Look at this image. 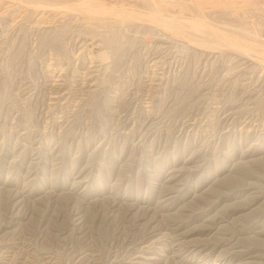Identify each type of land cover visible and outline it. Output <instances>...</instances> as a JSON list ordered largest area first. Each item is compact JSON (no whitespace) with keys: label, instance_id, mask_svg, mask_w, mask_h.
Here are the masks:
<instances>
[{"label":"rangeland","instance_id":"1","mask_svg":"<svg viewBox=\"0 0 264 264\" xmlns=\"http://www.w3.org/2000/svg\"><path fill=\"white\" fill-rule=\"evenodd\" d=\"M98 1L145 10L138 21L0 7V264H215L219 252L162 250L178 248L174 223L193 243L264 186V65L171 40L144 17L155 12L145 0ZM148 1L164 16H191L178 0ZM191 1L205 14L238 16L215 23L264 30V0H242L244 9L239 0ZM89 72L97 93L87 92ZM167 186L179 191L161 212ZM186 204L211 209L182 217ZM237 228L217 235L237 239Z\"/></svg>","mask_w":264,"mask_h":264},{"label":"bare ground","instance_id":"2","mask_svg":"<svg viewBox=\"0 0 264 264\" xmlns=\"http://www.w3.org/2000/svg\"><path fill=\"white\" fill-rule=\"evenodd\" d=\"M67 1H72V0H67ZM155 1V0H154ZM197 1V0H196ZM199 1V0H198ZM242 2V0H239ZM261 1V0H260ZM61 2V3H60ZM166 2V1H165ZM178 2L182 5V8L186 9L187 11L191 12V16L189 18H185L186 20H181L177 18L176 16H164L161 11H158L155 9L148 0H145V6L142 5L141 7L149 8L152 12L149 17L147 16L148 14L144 15L146 16L147 19L149 20L148 22L153 23L154 27L161 29V31L166 32L165 34L169 36L172 39H177L180 41H183L188 43L191 46H194L196 48H199L207 52H215L219 49H228L231 50L232 52H238L239 54L246 56L247 58L251 59L253 62H255V67L256 68H262L261 66L264 65V30H262L260 27L257 25H251V26H240V27H233L234 25H228L225 23H215L213 21H217L216 18H224V19H232L235 18L237 19L238 16H233L231 15L230 17L227 16L225 17L224 14H205L202 9H200L198 6L192 3L191 0H178ZM204 2V0H203ZM219 2V1H218ZM8 3L7 5L8 9H13L16 11H20V9L24 8L25 14L27 12L30 14V12H38L39 10H42V13H40L42 17V14H47V11L50 12H58L60 15L59 18H64L65 16H70L72 14H78L81 15L82 13H88L90 15H95L97 12H102L101 15L104 14L105 19H109L110 16L118 15L123 16L125 15L128 17V15L131 16L133 15L132 19L137 20L138 16L142 14V10L144 8L136 7L133 8L129 6L127 8L128 10L125 12L124 10L119 11L118 8L114 7L111 5V3H104L103 5L100 4L98 0H76L75 3L73 4H62V0H0V7L4 4ZM144 3V2H143ZM230 3V2H229ZM232 3V2H231ZM238 3V2H236ZM243 4L239 5L238 7L242 8L243 6L247 5L246 3L242 2ZM249 4V3H248ZM259 4H261L259 2ZM137 5V3H136ZM157 5V4H156ZM203 5V4H202ZM209 6V5H208ZM207 6V7H208ZM220 6V5H219ZM237 6V5H236ZM262 6V5H260ZM212 7V6H211ZM225 7V6H224ZM237 7V8H238ZM249 8V7H248ZM257 8V7H256ZM7 9V10H8ZM167 9V8H166ZM165 9V10H166ZM207 9V8H206ZM244 9V8H242ZM247 9V7H246ZM255 9V8H254ZM258 9V8H257ZM256 9V10H257ZM145 10V9H144ZM148 10V9H147ZM170 10V9H169ZM173 10V9H172ZM219 10V9H218ZM228 10V9H227ZM261 10V9H260ZM12 11V10H11ZM168 11V10H167ZM171 11V10H170ZM177 11V10H176ZM6 12V11H5ZM17 12V13H18ZM40 12V11H39ZM169 12V11H168ZM207 12H213V10H208ZM262 12V11H261ZM7 13V12H6ZM23 13V12H22ZM170 13V12H169ZM168 13V14H169ZM177 12H175L176 14ZM237 13V12H236ZM258 13V12H256ZM260 13V11H259ZM24 14V15H25ZM37 14V13H36ZM49 14V13H48ZM53 14V13H50ZM264 14V13H263ZM262 14V15H263ZM6 16V14L3 12L0 13V18L3 16ZM33 15V14H32ZM87 15V14H86ZM230 15V14H229ZM261 15V17H262ZM24 18L23 15H20ZM245 16V15H244ZM45 17V16H44ZM80 17V16H78ZM83 17V16H82ZM97 17V16H96ZM103 17V16H102ZM145 17V18H146ZM229 17V18H228ZM246 17V16H245ZM264 17V16H263ZM86 18V17H84ZM208 18L213 19L210 21ZM244 18V17H243ZM248 18V16L246 17ZM22 19V18H21ZM75 19V17H74ZM77 19V18H76ZM245 19V18H244ZM243 19V20H244ZM250 19V18H249ZM262 19V18H260ZM42 20V18H41ZM47 20V19H46ZM58 21V20H57ZM139 21V19H138ZM136 21V22H138ZM252 21V19L250 20ZM249 21V22H250ZM29 22V21H28ZM43 22V20H42ZM90 22V21H89ZM104 22V21H103ZM225 22V21H224ZM264 22V20H263ZM13 23V22H12ZM18 23V22H17ZM38 23V22H37ZM54 23V22H53ZM106 23V22H105ZM254 23V22H253ZM10 24V22H9ZM15 24V23H14ZM34 24V23H32ZM52 24V23H51ZM242 24V23H240ZM11 25V24H10ZM58 25V24H57ZM60 25V23H59ZM12 26V25H11ZM29 26V25H28ZM38 26V25H37ZM152 26V25H151ZM40 27V26H39ZM47 27V26H46ZM9 28V26H8ZM15 28V27H14ZM61 29V28H60ZM41 31V30H40ZM160 31V30H159ZM52 33V32H51ZM54 34V32L52 33ZM48 36H50L48 34ZM47 36V37H48ZM54 39L59 38L58 33L53 35ZM46 37V38H47ZM169 38V39H170ZM168 39V38H167ZM85 42V41H84ZM170 42H174L170 41ZM77 43V42H76ZM179 43V41H178ZM54 45V44H53ZM86 45V44H84ZM173 45V44H172ZM179 46H184L180 45ZM176 47V46H175ZM181 47V48H182ZM185 47V46H184ZM79 48V47H78ZM174 48V46H173ZM177 48V47H176ZM175 48V49H176ZM191 48V47H190ZM163 49V48H162ZM166 49V48H164ZM82 50V49H81ZM86 50V49H85ZM203 52V51H202ZM226 52V51H225ZM73 53V52H72ZM237 54V53H236ZM74 55V54H73ZM202 55V54H201ZM77 56V55H76ZM79 56V55H78ZM207 56V55H206ZM210 56V55H209ZM54 58V57H53ZM93 59V58H91ZM63 60V59H62ZM81 60V59H80ZM158 60V59H156ZM61 61V60H60ZM59 61V63H60ZM68 61V60H67ZM88 61V60H87ZM105 61V60H104ZM103 61V62H104ZM159 61V60H158ZM79 62V61H78ZM92 62V61H91ZM155 62V61H154ZM57 63V62H56ZM67 63V62H66ZM100 63V62H99ZM102 63V62H101ZM152 63V62H151ZM92 64V63H91ZM244 64V63H243ZM56 65V64H55ZM58 65V64H57ZM249 65V64H248ZM95 66V65H94ZM92 66V67H94ZM99 67V66H98ZM107 67V66H106ZM264 68V67H263ZM93 69V68H92ZM96 69V68H95ZM94 69V70H95ZM99 69V68H98ZM85 70V69H84ZM106 70V69H105ZM98 71V70H97ZM64 72V71H63ZM93 72V70H92ZM102 72V71H101ZM244 72V71H243ZM90 73V72H89ZM87 74L86 78L84 80H95V76L90 73ZM95 73V72H94ZM261 74V73H260ZM97 75V74H96ZM108 75V74H107ZM163 75V74H162ZM61 76V75H60ZM73 76V75H72ZM77 77V76H76ZM147 77V76H146ZM56 78V77H55ZM105 78V77H104ZM155 78V77H154ZM59 79V78H58ZM71 79V78H70ZM96 81V80H95ZM93 82L88 88L87 92L89 93H97V89H92L91 87L96 85L98 82ZM99 81V80H98ZM58 82V81H57ZM67 82V81H66ZM89 82V81H88ZM87 82V83H88ZM150 82V81H149ZM248 82V81H247ZM86 83L83 82V84ZM150 84V83H149ZM57 85V84H55ZM87 85V84H85ZM148 85V84H147ZM160 85V84H159ZM242 85V84H241ZM58 86V85H57ZM61 87V86H60ZM68 87V86H67ZM84 87V86H83ZM98 87V85H97ZM96 87V88H97ZM150 88V87H149ZM57 89V88H56ZM81 89V87H80ZM154 89V88H153ZM255 89V88H254ZM62 90V89H61ZM67 90V89H66ZM149 90V89H148ZM256 90V89H255ZM69 91V90H68ZM106 91V90H105ZM262 91V90H261ZM63 92V91H62ZM73 92V91H72ZM101 92V91H100ZM58 94V93H57ZM70 94V93H69ZM104 94V93H103ZM244 94V93H243ZM251 94V93H250ZM75 95V94H74ZM93 95V94H92ZM52 96V95H51ZM85 97V96H84ZM66 99V98H65ZM79 99V98H78ZM84 99V98H83ZM254 99V98H253ZM56 100V99H55ZM72 100V99H71ZM84 101V100H83ZM97 101V99H96ZM260 101V100H259ZM53 102V101H52ZM94 104V103H93ZM61 106V105H60ZM244 106V105H242ZM70 108V107H69ZM252 108V107H251ZM255 108V107H254ZM259 109V108H258ZM234 110V109H233ZM48 111V110H47ZM63 111V110H62ZM78 111V110H77ZM244 111V110H243ZM250 111V110H249ZM74 112V111H73ZM226 112V111H225ZM233 113V112H232ZM76 114V113H75ZM53 116V115H52ZM227 117V116H226ZM249 119V118H248ZM257 120V119H256ZM65 129V128H64ZM224 130V129H223ZM249 150V149H248ZM247 150V151H248ZM249 153V152H248ZM251 153V152H250ZM264 154V153H263ZM262 158V157H261ZM256 160V159H255ZM240 163V162H239ZM242 163V162H241ZM251 163V162H250ZM245 164V162H244ZM247 164V163H246ZM241 165V164H240ZM172 173V172H171ZM233 173V172H232ZM178 174V173H177ZM262 175V174H261ZM225 178V177H224ZM77 180V179H76ZM245 183V182H244ZM249 183V182H248ZM260 183V182H259ZM79 185V184H78ZM246 185V184H245ZM244 186V185H243ZM252 186V185H251ZM262 186V187H261ZM182 187V186H181ZM247 187V186H246ZM240 189V188H239ZM249 189V188H248ZM252 189L253 192L248 195L246 200L243 202H239L240 204L236 206V209H244L242 212L246 211L245 213H242L241 210L236 211L235 209L231 211L232 217L237 213L241 212V214L237 217H233L231 220L224 221L220 220L219 226L216 228H210L209 225L205 226V230H207L205 233L206 234L205 238L201 237L202 239H198L196 241L189 242L192 240L187 241V237L189 232H183V233H178V228L179 225L177 223H174L172 225L171 230V235L173 236L175 234V237H172L171 242L176 243L177 242V247H174V245L170 246V244H166V248L162 250L163 252H166L167 255L172 254L173 257H178L182 246H184V243L187 244L188 246H191L192 249L194 248L195 251L200 258H207L209 253H216L217 254L216 259H215V264H224L225 261L229 260L228 264H264V186L261 185H253L250 190ZM256 189V190H254ZM166 193L164 195L160 196V205H162L161 212L162 210L166 209L167 206L165 205L166 202L171 201L173 197H175L174 194H176L177 191H179V187L177 186H167L166 187ZM212 191V190H211ZM17 192V191H16ZM15 192V193H16ZM13 193V190H12ZM245 193V192H244ZM180 194V193H179ZM222 194L216 195L217 197H220ZM227 195V194H225ZM8 196V195H7ZM228 196V195H227ZM226 196V197H227ZM22 197V196H21ZM216 197V198H217ZM210 198V197H209ZM85 199V198H84ZM10 200V199H9ZM15 202V201H14ZM212 203V202H211ZM209 203V205L211 204ZM242 205V206H241ZM202 206V205H201ZM211 206V205H210ZM227 206V205H226ZM225 206V207H226ZM241 206V207H240ZM149 207V206H148ZM191 205L186 204V206L180 207L178 209L182 214H184L185 217H190L194 218L195 215L199 216L200 214H206L208 211H210L211 207H208L207 209L203 211H198L195 212L193 210H190ZM231 207V206H230ZM143 208V207H142ZM190 208V209H189ZM194 208V207H193ZM197 208V207H196ZM195 208V209H196ZM229 208V207H228ZM235 208V207H234ZM151 209V208H149ZM168 209V208H167ZM224 209V208H223ZM83 210V209H82ZM19 211V210H18ZM226 211V210H225ZM179 212V213H180ZM222 212V211H221ZM84 213V212H83ZM170 213V211H169ZM178 213V212H177ZM218 213V212H217ZM225 213V212H224ZM144 214V213H143ZM219 214V213H218ZM208 215V214H206ZM214 219L218 215L214 214ZM166 216V215H163ZM170 216V214L168 215ZM183 217V216H182ZM143 218V217H142ZM166 219V217H164ZM173 218V216H172ZM171 218V219H172ZM209 218V217H208ZM164 219V220H165ZM213 219V218H211ZM175 220V219H174ZM184 220V218H183ZM178 221V220H177ZM149 222V221H148ZM214 223V222H213ZM182 224V223H181ZM239 224L240 228L238 229V237L237 239L234 236H230L227 238H219L217 234L219 232L223 235V233L226 231V229L231 226ZM163 229V228H162ZM153 230L152 232H154ZM180 231V230H179ZM156 232V231H155ZM161 232V231H160ZM79 233V232H78ZM157 233V232H156ZM154 233V234H156ZM204 233V234H205ZM150 234V233H149ZM153 234V233H152ZM220 234V235H221ZM158 235V234H156ZM217 235V236H216ZM155 236V235H154ZM152 236V237H154ZM170 237V236H169ZM213 237H216L217 240H212ZM214 239V238H213ZM159 238L155 239L152 241V243H158ZM167 240V239H166ZM139 241V240H138ZM140 244H143L142 242ZM142 246V245H140ZM226 246H229L226 248ZM139 247V246H138ZM125 248V247H124ZM145 248H149V246L145 245L142 247H139V250L143 252ZM223 248V249H222ZM150 249V248H149ZM132 250V249H131ZM191 250V249H190ZM150 251V250H149ZM161 251V252H162ZM133 255L135 253H132ZM210 254V255H211ZM121 255V254H120ZM228 255V256H227ZM148 256V255H147ZM207 256V257H206ZM122 257V256H121ZM133 257V256H131ZM139 257V256H136ZM143 257V256H142ZM212 257V255H211ZM114 258V257H113ZM129 258V257H128ZM115 259V258H114ZM133 258H131L130 261H132ZM136 259V258H135ZM165 259V258H164ZM198 260V259H197ZM129 261V262H130ZM147 261V263H146ZM208 261V260H207ZM203 262V264H210L209 262ZM213 261V260H212ZM158 262H161V259L158 257H153V258H146L143 259L142 261L139 262V264H158ZM170 262V261H169ZM164 263V262H163ZM107 264V263H106ZM130 264V263H129ZM167 264V263H166ZM180 264V263H179Z\"/></svg>","mask_w":264,"mask_h":264}]
</instances>
